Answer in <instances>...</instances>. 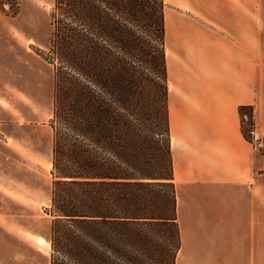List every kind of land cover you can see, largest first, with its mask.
<instances>
[{
  "label": "trees",
  "instance_id": "obj_1",
  "mask_svg": "<svg viewBox=\"0 0 264 264\" xmlns=\"http://www.w3.org/2000/svg\"><path fill=\"white\" fill-rule=\"evenodd\" d=\"M165 12L164 0H55L43 55L55 66L51 264H176L169 111L133 119L132 98L151 94L126 70L140 51L166 101Z\"/></svg>",
  "mask_w": 264,
  "mask_h": 264
},
{
  "label": "crops",
  "instance_id": "obj_2",
  "mask_svg": "<svg viewBox=\"0 0 264 264\" xmlns=\"http://www.w3.org/2000/svg\"><path fill=\"white\" fill-rule=\"evenodd\" d=\"M164 1L189 13L185 20L165 12L172 43L166 57L180 233L225 242L242 237L243 248L235 247V259L225 262L258 264L257 249H247L243 237L255 236L258 243L264 160L245 138L239 112L257 101L250 51L257 0Z\"/></svg>",
  "mask_w": 264,
  "mask_h": 264
},
{
  "label": "rangeland",
  "instance_id": "obj_3",
  "mask_svg": "<svg viewBox=\"0 0 264 264\" xmlns=\"http://www.w3.org/2000/svg\"><path fill=\"white\" fill-rule=\"evenodd\" d=\"M54 7L55 0H0V264H51L55 66L43 55L53 32ZM166 9L189 18L188 12L168 3ZM253 11L251 77L257 101L239 108V112L243 108L242 132L249 142L252 131L264 132V0H257ZM129 21L135 36L141 37L144 30L136 27L141 24ZM171 44L165 38L166 56ZM132 55L126 54V70L134 92L140 95L149 90L151 95L149 101L133 97L129 115L137 114L134 119L150 114L155 120L162 105L169 111V81L165 101L158 89L160 75L149 71L140 51ZM256 152L264 160V150ZM259 180L258 243L255 236L243 238L247 249H257L258 264H264V170ZM177 222L180 228L178 212ZM180 235L176 264H234L225 261L235 259V247L243 248L242 237L225 242L216 236Z\"/></svg>",
  "mask_w": 264,
  "mask_h": 264
},
{
  "label": "built area",
  "instance_id": "obj_4",
  "mask_svg": "<svg viewBox=\"0 0 264 264\" xmlns=\"http://www.w3.org/2000/svg\"><path fill=\"white\" fill-rule=\"evenodd\" d=\"M250 144L256 151L264 150V132L252 131Z\"/></svg>",
  "mask_w": 264,
  "mask_h": 264
}]
</instances>
